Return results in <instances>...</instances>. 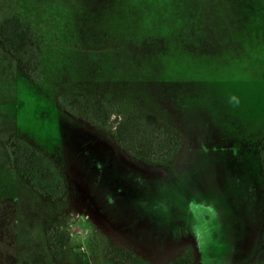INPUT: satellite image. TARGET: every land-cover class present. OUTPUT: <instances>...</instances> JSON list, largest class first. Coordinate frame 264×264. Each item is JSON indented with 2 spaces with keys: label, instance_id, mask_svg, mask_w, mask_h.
I'll list each match as a JSON object with an SVG mask.
<instances>
[{
  "label": "rangeland",
  "instance_id": "obj_1",
  "mask_svg": "<svg viewBox=\"0 0 264 264\" xmlns=\"http://www.w3.org/2000/svg\"><path fill=\"white\" fill-rule=\"evenodd\" d=\"M13 15L44 69L34 81L0 44V264H115L95 233L136 264L186 251L191 264H264V0H0V24ZM62 93L112 101L179 151L131 156ZM17 138L57 172L60 196L18 173ZM193 198L215 204L212 230L186 213ZM52 227L64 241L50 252Z\"/></svg>",
  "mask_w": 264,
  "mask_h": 264
},
{
  "label": "trees",
  "instance_id": "obj_2",
  "mask_svg": "<svg viewBox=\"0 0 264 264\" xmlns=\"http://www.w3.org/2000/svg\"><path fill=\"white\" fill-rule=\"evenodd\" d=\"M0 44L13 56L34 81L41 79L43 58L41 48L28 21L21 20L19 15L2 21L0 24ZM59 104L73 115L93 123L100 124L113 131L117 144L129 155L152 164H167L179 151L181 139L167 132L163 127L155 125L143 118L130 116L119 119L114 111L112 101L101 99H86L76 93H62ZM14 148L10 151V160L20 175L29 179L32 189L48 196L58 197L63 192L62 181L57 172L29 146L24 140L17 138ZM259 159L264 160V151L260 150ZM53 233L48 238L50 252L59 244L63 245L64 235L57 227H52ZM102 239L106 257L115 264H136L133 252L117 249L99 233ZM110 246L112 251H106ZM189 251L174 258L166 264H191ZM257 264V263H249Z\"/></svg>",
  "mask_w": 264,
  "mask_h": 264
},
{
  "label": "clouds",
  "instance_id": "obj_3",
  "mask_svg": "<svg viewBox=\"0 0 264 264\" xmlns=\"http://www.w3.org/2000/svg\"><path fill=\"white\" fill-rule=\"evenodd\" d=\"M235 100V98H232ZM159 208V205L156 206ZM164 212H167L168 209L165 207ZM186 213L193 215L198 221L202 219V224L199 225L202 229L212 230L216 227L217 221V208L214 203L209 202L206 199L197 200L193 198L188 202V205L185 209Z\"/></svg>",
  "mask_w": 264,
  "mask_h": 264
}]
</instances>
